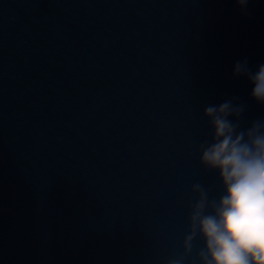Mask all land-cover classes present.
Masks as SVG:
<instances>
[{"label":"water","instance_id":"95a60500","mask_svg":"<svg viewBox=\"0 0 264 264\" xmlns=\"http://www.w3.org/2000/svg\"><path fill=\"white\" fill-rule=\"evenodd\" d=\"M244 59L264 0H0V264H166L216 184L205 107L264 119Z\"/></svg>","mask_w":264,"mask_h":264},{"label":"clouds","instance_id":"9594fccd","mask_svg":"<svg viewBox=\"0 0 264 264\" xmlns=\"http://www.w3.org/2000/svg\"><path fill=\"white\" fill-rule=\"evenodd\" d=\"M234 4L243 11L248 0ZM232 75L246 77L250 99L264 105V64L253 73L247 59L237 61ZM244 111L235 98L205 107L209 138L196 152L200 168L214 174L216 184L191 186L180 251L166 264H264V119L243 128Z\"/></svg>","mask_w":264,"mask_h":264}]
</instances>
